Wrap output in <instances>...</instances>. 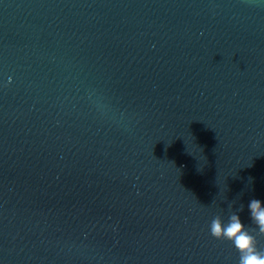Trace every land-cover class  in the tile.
Returning a JSON list of instances; mask_svg holds the SVG:
<instances>
[{
    "label": "water",
    "instance_id": "obj_1",
    "mask_svg": "<svg viewBox=\"0 0 264 264\" xmlns=\"http://www.w3.org/2000/svg\"><path fill=\"white\" fill-rule=\"evenodd\" d=\"M252 199L264 0H0V264H238Z\"/></svg>",
    "mask_w": 264,
    "mask_h": 264
},
{
    "label": "clouds",
    "instance_id": "obj_2",
    "mask_svg": "<svg viewBox=\"0 0 264 264\" xmlns=\"http://www.w3.org/2000/svg\"><path fill=\"white\" fill-rule=\"evenodd\" d=\"M243 206L237 212H233L228 222L224 223L217 216L210 224V235L216 240L230 241L239 253L238 264H264V250L258 247V240L253 232L258 231L259 235L264 236V203L259 199H252L248 204L249 218L256 226L250 229L241 219L240 212Z\"/></svg>",
    "mask_w": 264,
    "mask_h": 264
}]
</instances>
